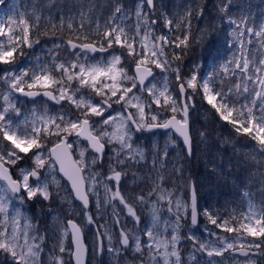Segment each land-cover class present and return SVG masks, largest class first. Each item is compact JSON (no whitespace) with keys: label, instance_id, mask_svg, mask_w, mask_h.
<instances>
[{"label":"snow or ice","instance_id":"obj_1","mask_svg":"<svg viewBox=\"0 0 264 264\" xmlns=\"http://www.w3.org/2000/svg\"><path fill=\"white\" fill-rule=\"evenodd\" d=\"M231 3L211 71L185 63L219 31L193 35L200 0H25L0 16V264H264V22ZM205 105L232 134L218 151L243 210L198 203L187 163ZM206 167L227 182L232 158Z\"/></svg>","mask_w":264,"mask_h":264},{"label":"trees","instance_id":"obj_2","mask_svg":"<svg viewBox=\"0 0 264 264\" xmlns=\"http://www.w3.org/2000/svg\"><path fill=\"white\" fill-rule=\"evenodd\" d=\"M24 2L25 0H3V3H0V16L6 17L15 14L17 9L12 6L16 4L22 7ZM161 2L171 9L173 4H186L190 0H161ZM200 3L205 6L204 16L200 20H193V35L197 34L196 30L198 28L207 27L209 22H213L219 31L211 37L203 48L194 46L185 63L189 66L193 63H202L205 71H211L212 65L229 53L231 37L228 33L231 31V26L226 19L224 21L213 19L218 14V6L222 3V0H200ZM229 12L233 18L237 19L243 15L249 24L258 27L261 22H264V0H232ZM160 31H163V29L161 28ZM40 39L41 45L48 46L51 43V38L49 37L41 36ZM32 52L37 55H43L39 45ZM24 63L25 61L22 60L21 66ZM7 67V65H0V73ZM207 107L205 105V108H200L192 114L194 127L208 132V135L205 138L195 137L193 156L187 163L188 174L196 181L197 199L200 206L207 207L212 205L213 207H218L221 211L225 208L231 209L235 207L237 211H240L246 207L245 201L241 198L243 185L239 180L233 182L232 177L239 176L241 173L234 166L235 158L232 157L230 147L228 151L223 153L218 151L222 141L232 134L228 127H223L214 120L212 115L205 110ZM239 143L243 144L244 139L240 138ZM221 155L225 164V172L228 169V160L232 158V175L227 177V182L219 176L210 174L208 167H206L208 161L213 158H216L217 162H219ZM251 191L256 194L254 199L258 202L260 199L258 186L253 185ZM203 227L204 221L201 220L196 232L201 231ZM209 228H212V226L209 225Z\"/></svg>","mask_w":264,"mask_h":264},{"label":"rangeland","instance_id":"obj_3","mask_svg":"<svg viewBox=\"0 0 264 264\" xmlns=\"http://www.w3.org/2000/svg\"><path fill=\"white\" fill-rule=\"evenodd\" d=\"M26 106L29 107V108L32 107L31 104H28V105H26ZM52 110L55 111V109H52ZM45 211H46V209H45ZM36 212L39 214V209H38V208L36 209ZM198 228H199V227H198ZM198 228H197V229H198ZM201 234H202L201 231L197 232V235H201ZM202 238H203V237H202Z\"/></svg>","mask_w":264,"mask_h":264},{"label":"water","instance_id":"obj_4","mask_svg":"<svg viewBox=\"0 0 264 264\" xmlns=\"http://www.w3.org/2000/svg\"><path fill=\"white\" fill-rule=\"evenodd\" d=\"M199 225H200V223H199ZM199 225H198V227H199Z\"/></svg>","mask_w":264,"mask_h":264},{"label":"flooded vegetation","instance_id":"obj_5","mask_svg":"<svg viewBox=\"0 0 264 264\" xmlns=\"http://www.w3.org/2000/svg\"><path fill=\"white\" fill-rule=\"evenodd\" d=\"M97 55H99V54H97Z\"/></svg>","mask_w":264,"mask_h":264}]
</instances>
